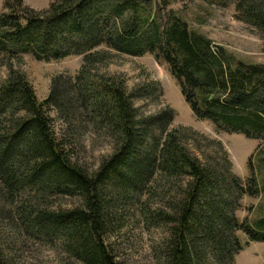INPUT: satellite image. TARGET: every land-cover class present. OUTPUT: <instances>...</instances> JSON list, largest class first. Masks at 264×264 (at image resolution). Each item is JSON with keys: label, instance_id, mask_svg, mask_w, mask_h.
I'll use <instances>...</instances> for the list:
<instances>
[{"label": "trees", "instance_id": "obj_1", "mask_svg": "<svg viewBox=\"0 0 264 264\" xmlns=\"http://www.w3.org/2000/svg\"><path fill=\"white\" fill-rule=\"evenodd\" d=\"M170 1L53 0L36 11L22 0H4L0 264H12L6 244L17 234L56 242L81 264H118L106 243L118 206L138 205L147 224L169 226L162 264H234L243 250L237 232L264 242V230L235 216L242 196L264 195V64L234 61L190 30ZM200 1L232 4L237 20L264 35V0ZM113 53L153 56L197 120L261 141L248 160V177L232 173L216 140L170 128L169 108L141 114L133 101L153 97L157 85L128 92L123 77L100 75L97 64ZM24 54L42 62L82 56V66L73 77L54 76L38 101L14 65ZM50 111L61 121L57 131ZM86 133L111 146L93 172L78 160ZM62 198L77 205H55Z\"/></svg>", "mask_w": 264, "mask_h": 264}, {"label": "rangeland", "instance_id": "obj_2", "mask_svg": "<svg viewBox=\"0 0 264 264\" xmlns=\"http://www.w3.org/2000/svg\"><path fill=\"white\" fill-rule=\"evenodd\" d=\"M51 1L53 0H22L24 6L36 11L44 10ZM169 3V8L178 12L190 30L203 34L214 46H221L225 54L231 56L234 61L264 64V35L237 20L232 4L222 7L200 0H173ZM3 12L4 0H0V14ZM112 55L97 64V72L100 75L123 77L128 92L143 89L152 82L157 85L153 97L133 101L141 114L149 115L169 108L173 111L170 128L185 127L209 140H216L228 154L232 173L242 181L248 177V160L262 144L261 141L223 133L217 131L211 123L197 120L184 102L176 81L166 67L157 63L153 56ZM14 65L25 74L36 98L42 101L50 92L54 76L62 74L73 77L77 74L82 66V56L42 62L24 54ZM5 74V69L0 68V80ZM48 114L53 129L59 130L61 121L56 112L50 111ZM81 140L83 143L78 145V160L89 172H93L100 160L111 153V146L106 141H98L90 133L83 135ZM192 148L193 146L190 150ZM214 156L212 155L213 158ZM55 205L70 208L77 203L75 199L62 198L55 200ZM235 216L239 222L246 220L254 229L264 230V195L260 194L254 198L242 196L238 200ZM152 224L143 220L138 205L125 210L119 209V206L116 208L106 243L118 264H162L160 254L167 242L169 226L153 227L150 226ZM2 226L0 222V229ZM236 236L243 250L235 256L233 263L264 264V242L249 241L243 232H237ZM16 240L14 244L5 243L11 251L12 264H81L65 253L56 242L46 244L18 234Z\"/></svg>", "mask_w": 264, "mask_h": 264}]
</instances>
